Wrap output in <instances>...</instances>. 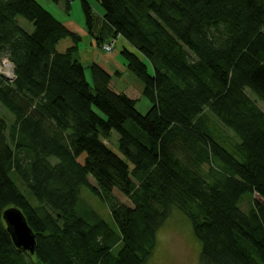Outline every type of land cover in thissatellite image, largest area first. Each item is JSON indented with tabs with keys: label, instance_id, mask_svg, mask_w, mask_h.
Segmentation results:
<instances>
[{
	"label": "trees",
	"instance_id": "trees-1",
	"mask_svg": "<svg viewBox=\"0 0 264 264\" xmlns=\"http://www.w3.org/2000/svg\"><path fill=\"white\" fill-rule=\"evenodd\" d=\"M49 1L68 13L73 0ZM96 1L104 24L83 1L86 32L106 54L107 35L133 49L120 53L143 115L101 65H82L80 34L37 0H0V62L14 69L0 75V264H148L173 210L199 264H264V0ZM114 190L127 204L109 223L84 193L107 203ZM9 207L33 255L13 245Z\"/></svg>",
	"mask_w": 264,
	"mask_h": 264
},
{
	"label": "rangeland",
	"instance_id": "rangeland-1",
	"mask_svg": "<svg viewBox=\"0 0 264 264\" xmlns=\"http://www.w3.org/2000/svg\"><path fill=\"white\" fill-rule=\"evenodd\" d=\"M37 1L41 5H43L49 12L53 13V7H55L54 3H51L49 0H37ZM21 20L25 25L24 27H26L29 31L33 29V26L30 25L27 21H25L23 18H21ZM112 39L113 38H110L107 35L104 39V43H107L105 45H108L112 41ZM117 42L118 43L114 47L113 52L108 54H111V57H116L119 59L120 57H122L121 53H119L121 52L122 49L121 44H125L126 42H123L120 39ZM80 47L82 49H86V44H84L82 41ZM87 50H89V48H87ZM93 53L98 55L101 54L103 57L108 56L102 54V52L98 48L95 49ZM2 61L9 62L7 59H3ZM88 63L89 62L84 63V65H87ZM9 64H11V66L13 65L10 62ZM121 75L122 77H120L119 79L114 78L113 81V83L116 82L115 89L118 93L122 92L121 88L125 84L130 83L129 81L130 77L127 74L122 73ZM85 76L87 78V81L91 80L90 79L91 76L88 73V69L85 70ZM5 78L13 79L12 77H5ZM130 96H133L132 92L130 93ZM136 98H139V101L137 103V110L139 113L143 115L148 111L150 105L144 97H141V95L140 97H136ZM257 104L260 109L262 108L264 109V104H261L258 101ZM1 112L3 116H5L6 118H10L8 113H6L5 111L1 110ZM109 139L110 140L103 139L104 143L111 150L118 153L119 151L117 150V145L119 139L117 133L111 132ZM89 182L93 183V180L91 181V179H89ZM84 195L88 201V204L92 208H94V210L99 215H101L104 220H106L109 223L112 222V212L116 211L117 209H120L123 203L127 204L126 198H124L122 194L119 193L117 190H114L113 195H111L108 198L107 203L100 201L94 196L92 197L89 193H84ZM246 200L243 201V204L241 205V209L247 210L248 206ZM156 245L157 247L151 259L149 260L148 264H199L200 261L199 259L201 256L200 253L201 244L195 238L194 232H192L191 222H189L180 211L178 212L177 210H173L169 218L164 222V225L159 229L157 233Z\"/></svg>",
	"mask_w": 264,
	"mask_h": 264
},
{
	"label": "crops",
	"instance_id": "crops-1",
	"mask_svg": "<svg viewBox=\"0 0 264 264\" xmlns=\"http://www.w3.org/2000/svg\"><path fill=\"white\" fill-rule=\"evenodd\" d=\"M83 1H86L90 5L92 11L95 13V15L98 18V22H101L102 24H104V22H103L104 12L101 10V8L99 7L98 2L96 0H73L72 3L70 4L68 13L65 12V10H64V3H61V4L55 5V7H53V14L70 31H72L73 33L80 34L83 37V43L86 44V49H82L80 47L78 50V53H77L79 61L82 63L83 66L87 67L91 63H95L97 65L99 64V65L103 66L105 68V70L108 73H110V75H112V79L110 81V86L113 88V90L116 93H118V92L115 89L116 82L113 83L114 78L119 79L120 77H122V75H121L122 73L127 74L130 77V79H129L130 83L125 84L121 88V91L126 96H128L130 99L131 98L134 99L136 101V106H137L139 98H136V97H140L141 91H142V88H141L142 86H140L139 81L136 78H134V76L127 71L126 64H125L124 60H121L123 58L120 57L121 59L120 58L118 59L116 57H111V54H106L101 49H99V50L102 52V54H105L108 56L103 57L101 54L98 55V54L93 53L95 51V49H97L98 47H96V45L94 44L93 36L89 35L86 32V27H85V23H84V14L81 10V4ZM119 39L122 40L120 37H118V38H116V40H114L115 41L114 47L117 45V43H118L117 41ZM105 44H107V43H105ZM121 47L122 48L127 47L128 49H131L130 46H127V43L121 44ZM87 48H89V50H87ZM131 50L133 51V49H131ZM121 51H122V49H121ZM112 52H113V50H112ZM87 62H89V63L87 65H84V63H87ZM131 92H132L133 96H136V97L130 96ZM141 97H144V96L141 95ZM251 98L252 99L254 98V101H256V98L254 97V95ZM259 103L264 104L262 101H260ZM262 109H260V110H262ZM262 111H264V109Z\"/></svg>",
	"mask_w": 264,
	"mask_h": 264
},
{
	"label": "water",
	"instance_id": "water-1",
	"mask_svg": "<svg viewBox=\"0 0 264 264\" xmlns=\"http://www.w3.org/2000/svg\"><path fill=\"white\" fill-rule=\"evenodd\" d=\"M1 219L15 248L33 255L36 246L35 235L33 230L29 228L21 210L9 207L2 212Z\"/></svg>",
	"mask_w": 264,
	"mask_h": 264
},
{
	"label": "built area",
	"instance_id": "built-area-1",
	"mask_svg": "<svg viewBox=\"0 0 264 264\" xmlns=\"http://www.w3.org/2000/svg\"><path fill=\"white\" fill-rule=\"evenodd\" d=\"M112 45H113V43H112V41L108 44V45H106L105 47H104V51L105 52H110L111 51V49H112ZM5 61H2L1 60V62H0V75H3L4 76V78L5 77H12L13 78V75H14V69H13V65L11 66V64H9V62H5V63H7V64H5L4 63ZM11 70H12V73L10 74V72H11ZM6 79V78H5ZM8 80H13V79H8Z\"/></svg>",
	"mask_w": 264,
	"mask_h": 264
},
{
	"label": "bare ground",
	"instance_id": "bare-ground-1",
	"mask_svg": "<svg viewBox=\"0 0 264 264\" xmlns=\"http://www.w3.org/2000/svg\"><path fill=\"white\" fill-rule=\"evenodd\" d=\"M12 73V70H11V72H10V74ZM1 76H3V75H1Z\"/></svg>",
	"mask_w": 264,
	"mask_h": 264
}]
</instances>
